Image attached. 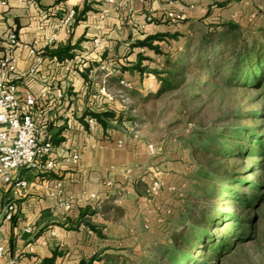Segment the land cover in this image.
Returning a JSON list of instances; mask_svg holds the SVG:
<instances>
[{
    "label": "crops",
    "instance_id": "crops-1",
    "mask_svg": "<svg viewBox=\"0 0 264 264\" xmlns=\"http://www.w3.org/2000/svg\"><path fill=\"white\" fill-rule=\"evenodd\" d=\"M243 2L34 0L31 5L8 0L0 5V59L11 49L3 35L15 30L22 42L14 49L21 102L27 93L35 94L33 116L45 136L55 137L54 170L21 168L15 177L25 179L26 187L2 184L0 200L17 196L19 211L12 222L0 226L1 264L13 260L14 264H140L150 257V249L171 242L181 199L167 188L154 196L147 190L156 171L167 185L188 193L190 152L171 129L155 123L152 128H135L124 117L127 107L116 85L107 84L108 77L132 84L126 95L137 110L140 98L152 97L160 88L153 71L163 68L164 55L135 43L157 34H179L180 40L165 36L154 41L166 52L164 46L175 49L182 38L193 36L199 20L206 22L212 16L217 19L214 23L226 19L242 23L248 9L264 0ZM85 5L91 8L83 20L62 24L66 13L81 11ZM181 9L186 19L174 22L166 17L167 11ZM98 38L102 48L95 44ZM68 44L74 47L71 57L60 60L48 54ZM31 47L42 57L35 73L31 69L37 55ZM138 62L143 70L130 69ZM86 111H112L114 117L106 119L107 126L98 121L91 128V116H83ZM73 148L79 150L78 161L72 158ZM57 180L62 181L66 197L73 199L70 210L53 195ZM92 194L98 198L93 200ZM109 196L115 199L107 200ZM166 209L172 213L166 215Z\"/></svg>",
    "mask_w": 264,
    "mask_h": 264
},
{
    "label": "trees",
    "instance_id": "trees-1",
    "mask_svg": "<svg viewBox=\"0 0 264 264\" xmlns=\"http://www.w3.org/2000/svg\"><path fill=\"white\" fill-rule=\"evenodd\" d=\"M90 8L85 5L81 11L76 9L73 25L83 20ZM256 9H248L242 23L223 20L208 24L200 35L186 37L181 50L170 48L164 52L154 44L155 40H163L165 36L180 40L176 33L157 34L135 43L164 55L163 68L153 71L160 81L154 97L179 92L181 98L191 101L201 97L211 84L225 88H252L260 90L256 102L263 103L256 113L264 115V29L259 33L250 31L258 16L248 22ZM211 10H207V15ZM72 49L74 47L68 44L49 50L48 54L65 60L72 56ZM130 69L143 70L140 62ZM109 81L108 85H116L118 90L128 92L117 77H108ZM83 116H91L107 126L106 119L113 118L114 113L86 111ZM192 155L200 161L205 160H202L205 168L203 182L199 184L202 196L190 195L189 219L182 229L173 232L171 243L158 247L157 251L162 259L168 260V264H220L221 258L231 252L234 244L255 238L252 227L254 210L259 208V213H264V181L248 177L264 170V130L259 126L224 127L206 134L202 143L193 140ZM253 157L260 159L243 173L229 172L224 162L214 165L215 160ZM172 194L181 200L187 196L185 190L183 198L177 193ZM114 199L113 196L107 198ZM201 199L205 203H201ZM170 213L172 209H166L165 214Z\"/></svg>",
    "mask_w": 264,
    "mask_h": 264
},
{
    "label": "rangeland",
    "instance_id": "rangeland-1",
    "mask_svg": "<svg viewBox=\"0 0 264 264\" xmlns=\"http://www.w3.org/2000/svg\"><path fill=\"white\" fill-rule=\"evenodd\" d=\"M237 2V0H235ZM245 3V2H243ZM246 4V3H245ZM261 3H259L260 5ZM264 5V2L262 3ZM254 6V4H252ZM258 7V6H257ZM217 17V15H215ZM207 19V18H206ZM229 19H233L230 16ZM212 16L206 22L199 20L196 28L192 29L193 36L200 35L206 29L208 24L214 23ZM227 20V19H226ZM252 21L250 16L248 22ZM246 23V22H245ZM264 29V15L260 16L255 25L251 27V32L259 33ZM253 34V33H252ZM185 38L181 39L178 47H184ZM173 47V46H172ZM166 50L170 47L164 46ZM166 51V52H168ZM165 52V51H164ZM260 97V90L252 88L240 87H222L217 84H211L203 92L201 97L187 101L181 98L179 92L177 94H165L161 97H148L139 99L137 104L140 107L134 111V102L127 100L123 104L127 107L123 114L125 118L133 121L135 128L141 127L152 128L153 124L158 127L168 128L172 130V134L176 138L183 140V145L190 152V162H188V184L190 189L184 200H180V205L175 213L174 226L170 236L177 229H182L185 222L189 219L191 200L190 195L202 196V189L199 184L203 182L205 168L202 165L205 160H201L192 155L193 140L196 142H204L206 134L218 132L224 127H254L259 126L264 130V115L256 113L260 110L263 102H256ZM122 100L121 97H119ZM136 103V102H135ZM137 107V106H136ZM192 117V118H189ZM152 146V148L150 147ZM154 151L155 145L149 144ZM205 159V158H204ZM260 158H231L229 160H215L214 165L219 162L226 163L225 167L229 172H241L257 162ZM157 173L156 171H153ZM250 178H259L264 181V170L248 176ZM205 203L204 199L199 200ZM264 204V203H263ZM259 208L254 210L255 219L253 222L255 238L246 240L239 244H234L231 252L224 258H221L220 264H264V213L260 214ZM248 215L247 212H244ZM249 216V215H248ZM252 216V215H251ZM171 242H169L170 244ZM150 257L142 259L140 264H168L167 259L157 249H150ZM160 255V256H159Z\"/></svg>",
    "mask_w": 264,
    "mask_h": 264
},
{
    "label": "built area",
    "instance_id": "built-area-1",
    "mask_svg": "<svg viewBox=\"0 0 264 264\" xmlns=\"http://www.w3.org/2000/svg\"><path fill=\"white\" fill-rule=\"evenodd\" d=\"M22 3L34 4V0H18ZM252 0H244L246 4H250ZM8 0H0V5H7ZM191 8L194 5H190ZM76 11L71 9L62 20V24L69 26L75 17ZM264 15V6L259 5L251 15L253 20L257 16ZM166 17L170 21H181L186 19L187 13L181 9L180 11L169 10ZM3 40L7 41L11 49L0 59V189L2 184L14 183L15 187L22 188L27 186L25 179H17L15 172L21 168H29L50 172L55 168L53 159V142L44 135L43 129L38 125L33 110L36 106L37 98L33 93H27L24 97V104L21 102L19 88L15 82L16 64L19 57L14 54V49L20 47V41L15 30L8 31L3 35ZM98 48H102L100 38L95 40ZM28 47L27 45H24ZM31 53L37 55L36 63L31 69V73H35L40 66L42 57L35 48H30ZM120 83L127 89L132 88V84L128 81L121 80ZM118 95L125 102L128 96L122 90H118ZM88 124L91 128L97 125V120L93 117L88 118ZM152 148V146H150ZM72 158L74 161L80 159V153L77 148L72 149ZM164 188L168 191L177 193L181 198L184 197L183 187L176 185H167L157 173H152L151 182L148 186V194L150 196L157 195ZM54 197L67 210L73 205V199L66 197L63 183L57 180L54 184ZM91 198L96 200L98 196L92 194ZM19 211V198L12 196L6 201L0 200V226L5 222H12ZM170 212V210H168ZM148 228V225H146ZM27 230H30L28 228ZM4 255V249L0 245V264ZM14 264V260L12 262Z\"/></svg>",
    "mask_w": 264,
    "mask_h": 264
}]
</instances>
